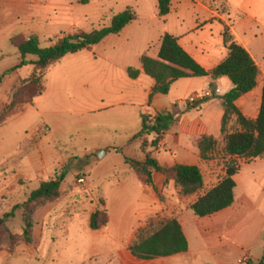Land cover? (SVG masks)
I'll return each instance as SVG.
<instances>
[{"label":"rangeland","instance_id":"obj_1","mask_svg":"<svg viewBox=\"0 0 264 264\" xmlns=\"http://www.w3.org/2000/svg\"><path fill=\"white\" fill-rule=\"evenodd\" d=\"M15 1L0 0V77L17 63L18 51L12 46L11 38L22 32L34 33L43 48H50L74 32L110 27L113 18L129 8L138 15L139 23L131 34L70 55L49 72L44 102L49 109H56L63 115H46V125L52 132L44 144L45 164L38 156L37 161L28 159L22 166L31 174L46 170V181L55 179L66 168V178L72 187L66 189L65 186L58 201L36 211L32 243H25L23 239L10 243L2 238L0 264H142L131 260L130 248L138 242L140 235H151L166 220L150 223L148 228L139 230L129 250L120 251L131 234V230L121 232L120 226L138 222V210L142 209V204L144 207L143 191L136 182H129L123 188L116 186L119 179L133 176L123 154H117L113 149L102 160L97 155L102 149L97 145L122 149L127 134L120 128L126 123L132 126L137 111L117 107L93 116L84 115L83 111L92 95L107 96L115 87L124 88L130 80L124 68L125 60L117 53L129 52L127 59L130 62L149 50L150 42L155 41L162 30V24L158 25L162 22L157 17L158 3L156 0H92L89 5H79L75 0H19L23 3L16 5ZM226 1L235 7L243 5L254 18L264 20V0ZM221 4L226 6L225 2ZM255 30L258 35L252 38L250 49L264 69V29ZM33 71L34 67L28 74L22 68L21 79L10 87L8 84L16 79V75L11 73L3 80L0 108L11 103L14 87L28 79ZM42 119L37 116L30 123L8 120L6 126L0 127V165L9 158L15 159L19 144L34 135L33 132L43 125ZM237 130V123L232 124L231 120L227 133ZM216 138L221 152L224 137L217 134ZM56 152L72 157L58 171L52 170ZM7 172L0 168V176ZM81 179L83 184L79 182ZM100 199L108 202L113 221L105 230L93 231L90 229V211L94 204L99 208ZM18 201V197L14 202L8 197L0 200V229L8 228L13 234L22 235L21 211L13 219L5 217Z\"/></svg>","mask_w":264,"mask_h":264},{"label":"crops","instance_id":"obj_2","mask_svg":"<svg viewBox=\"0 0 264 264\" xmlns=\"http://www.w3.org/2000/svg\"><path fill=\"white\" fill-rule=\"evenodd\" d=\"M223 2L226 3L225 7H222ZM21 3L23 2L16 0L14 4L21 5ZM157 17L162 21L158 24L159 26L162 24V30L157 33L155 41H149V50L130 62L127 59L130 57L129 52L117 53L122 60H125L124 68L127 72L129 69L140 72L138 79L133 80L129 76L130 80L126 81L124 88L115 87L107 96L92 95L83 114L93 116L117 107L136 109L133 125L129 126L126 123L120 128L127 134V140L121 145L122 149L111 145H97L102 148L100 150H107V155H110L111 150L114 149L117 154H123L125 160L133 159L140 162L145 161L150 155L164 168H174L178 165L197 166L204 175L205 185L196 194L184 196L181 188L173 181L168 182L166 176L154 173L153 184L150 185L146 178L126 163L133 172V176L125 180L119 179L116 186L123 188L129 182H136L143 191L144 207L142 204V209L138 210L137 223L131 222L129 225L126 223L120 226L121 232L131 230L127 243L121 247L120 251L129 250L136 240V233L148 228L150 223L176 219L181 224L189 243L187 253L153 261H141L132 256L131 260L142 264H249L250 262L258 264L264 257V155L256 160L246 161L226 157L224 154H215L213 159L204 161L197 144L203 137H213L218 141L217 134H220V138L222 137L224 118L222 98L234 88L232 82L225 77L182 79L172 85L168 95H156L151 100L156 82L144 73L141 60L144 56L158 60L162 39L169 34L179 40L180 46L198 64L207 71H212L229 55V51L224 46L223 37L225 26H227L236 42L251 54L261 70L257 88L236 103L245 117L255 120L259 116L262 104L264 69L253 55L250 44L252 38L258 35L255 29H264V20L254 18L243 5L231 6L226 0H174L170 15L161 19L157 14ZM138 21L137 15V20L128 25L121 34L111 35L103 42L117 41L131 34ZM19 36L28 38L36 35L32 32H22L11 39ZM27 60L35 61L36 58L29 56ZM20 62L21 56L18 53V60L14 67ZM32 68L33 66H28L23 69H26L29 74ZM21 70L14 72L16 79L8 84L9 87L21 79ZM47 76L45 93L9 119V121L18 119L17 123H30L33 118L39 116L43 118V125L33 132V136L19 144L15 159L9 158L0 165L4 172L8 171L3 177L0 176V200L8 197L14 202L18 197V204H22L41 182H48L46 170L31 174L27 173L22 166L28 159L32 162L37 161L38 156L45 164L44 144L52 132L51 127L46 125L48 123L46 115H63L56 109H49L44 102L47 93ZM8 86L7 84L6 87L4 86L6 90L9 89ZM216 89L220 90V94L214 95V98L206 100L195 108L188 105V101L193 96L208 90L213 92ZM40 100L43 102H39ZM54 102L56 104V101ZM166 112L180 117V122L165 135L159 147L156 149L151 147L154 137L134 139L141 130L143 115L156 116ZM232 124H236V119L232 120ZM145 140L148 142L147 147H144ZM71 158L68 154L56 152L52 170H61ZM232 164L239 166V171L234 177L236 182L234 204L210 217H196L191 207L227 177V170ZM68 183L69 179L66 178L62 185V192L65 186L66 189L72 187ZM32 188L34 190L30 192ZM106 205L111 223L113 216L110 214L108 202ZM97 209L98 207L94 204L90 211V220ZM114 241L118 245V239ZM246 258L248 262L244 263ZM126 259L128 260V257Z\"/></svg>","mask_w":264,"mask_h":264},{"label":"trees","instance_id":"obj_3","mask_svg":"<svg viewBox=\"0 0 264 264\" xmlns=\"http://www.w3.org/2000/svg\"><path fill=\"white\" fill-rule=\"evenodd\" d=\"M75 1L79 5H89L92 2V0ZM156 1L158 2L159 18L163 19L170 15L174 0ZM136 20L137 14L132 8H129L115 16L110 27L92 32H74L65 36L57 45L50 48H43L37 36L13 38L11 43L21 56V62L0 77V84L11 73L22 68L33 66L34 71L28 79L20 81L14 87L11 103L0 108V127L5 126L10 118L20 113L25 106L32 104L45 93L46 76L52 67L69 55H75L87 49L90 50L101 44L107 37L121 34L128 25ZM223 37L224 46L229 51V55L224 62L212 71H207L198 64L180 46L179 40L169 34H166L162 39L158 60L144 56L141 60L142 66L144 73L156 82L151 100L156 95H168L172 85L182 79L228 78L234 88L222 98L224 148L220 152L218 140L213 137H203L197 142L201 158L204 161L211 160L215 154H224L226 157L253 161L264 155V88L257 119L252 120L245 117L236 106V103L257 88L261 70L251 54L236 42L227 26H225ZM29 56L35 57L36 60H27ZM128 74L133 80L138 79L140 76V72L134 69H129ZM233 119H236L239 130L228 134L227 127ZM179 122L180 117L172 116L167 112L159 113L156 116L143 115L141 130L134 139L154 137L151 147L156 149L163 142L165 135ZM147 143L145 140L144 147H147ZM117 152H120V150H117ZM126 163L139 175L146 178L147 183L150 185L153 184L154 173L166 176L168 182L173 181L181 188V193L184 196L196 194L205 185L204 175L197 166L178 165L174 168H164L150 155L143 162L127 159ZM238 171L239 166L232 164L227 170V177L191 207L196 217H210L230 208L234 204V190L236 188L234 177ZM67 174L68 170L65 168L60 174L56 175L55 179L41 182L24 203L15 205L12 208V211L5 217L13 219L21 211L23 234H13L8 228L0 229V246L2 238L10 243H16L22 239L28 244L33 242L34 215L39 208L60 199L62 185ZM109 223L110 216L106 208V201L100 199L99 208L91 217L90 229L100 231L106 228ZM188 250V240L181 224L176 219L164 221L159 229L151 235H140L138 242L130 248L132 256L141 261L169 258L187 253ZM249 264L253 263L250 262ZM258 264H264V257Z\"/></svg>","mask_w":264,"mask_h":264},{"label":"built area","instance_id":"obj_4","mask_svg":"<svg viewBox=\"0 0 264 264\" xmlns=\"http://www.w3.org/2000/svg\"><path fill=\"white\" fill-rule=\"evenodd\" d=\"M220 94V90L219 89H216L215 91H208V92H206L205 94H203V95H195V96H193L189 101H188V105L190 106V107H196V106H198L199 104H202V103H204L206 100H208V99H211V98H213L214 97V95H219ZM162 143V142H161ZM161 143L159 144V146L161 145ZM158 146V147H159ZM80 183H84V180L83 179H81L80 181H79ZM248 262V259L246 258V259H244V263H247Z\"/></svg>","mask_w":264,"mask_h":264},{"label":"water","instance_id":"obj_5","mask_svg":"<svg viewBox=\"0 0 264 264\" xmlns=\"http://www.w3.org/2000/svg\"><path fill=\"white\" fill-rule=\"evenodd\" d=\"M107 151L106 150H100L97 152L98 157L102 160L106 156ZM2 224V221H0V225Z\"/></svg>","mask_w":264,"mask_h":264}]
</instances>
